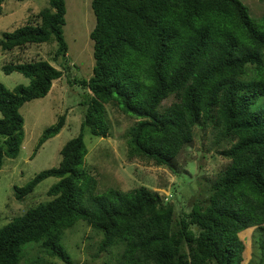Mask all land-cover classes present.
I'll list each match as a JSON object with an SVG mask.
<instances>
[{
    "label": "trees",
    "instance_id": "1",
    "mask_svg": "<svg viewBox=\"0 0 264 264\" xmlns=\"http://www.w3.org/2000/svg\"><path fill=\"white\" fill-rule=\"evenodd\" d=\"M48 3L0 35L4 52L55 42L51 59L1 66L29 83L10 90L0 82V169L5 157L15 158L21 149L19 108L45 96L66 68L59 62L68 48L65 0ZM91 8L92 74L71 81L88 89L79 102L80 132L61 147L56 166L13 187L19 199L42 180L57 178L46 192L49 200L0 225V264H20L35 248L72 264L62 236L78 221L101 233L100 250L122 247L116 264H241L240 232L255 226L264 235V14L257 24L241 0H92ZM110 103L135 120L124 133L127 159L176 175L175 160L193 140L194 128L210 126L215 141L225 144L218 153L228 162L206 196L195 191L188 211L181 207L177 216L175 201L144 185L96 193L97 181L84 168V133L107 136ZM64 123L61 114L45 128L35 152ZM256 243L263 252L261 236Z\"/></svg>",
    "mask_w": 264,
    "mask_h": 264
},
{
    "label": "rangeland",
    "instance_id": "2",
    "mask_svg": "<svg viewBox=\"0 0 264 264\" xmlns=\"http://www.w3.org/2000/svg\"><path fill=\"white\" fill-rule=\"evenodd\" d=\"M92 0H65V24L63 34L67 42V51L59 62L64 64L61 78L54 80L49 92L39 98L23 103L19 108L24 121V139L15 158L5 157L0 169V225L13 216L22 214L26 209L49 200L46 192L57 181L55 177L42 180L32 192L22 198H16L14 186L27 183L40 170L56 166L61 158V147L80 132L83 108L80 105L88 89L72 83L73 77H86L92 74L94 65L93 41L89 36L95 24L91 8ZM249 9L257 24L264 14V3L259 0H241ZM48 0H6L0 15V35L13 31L26 22L28 16L48 7ZM55 42L28 44L24 49L15 48L11 52L0 50V82L10 90L16 85H27L29 79L19 72L5 74L1 68L4 62L51 59ZM76 75V76H75ZM167 103V100L164 102ZM106 117L109 130L106 137L84 133L87 154L84 168L97 181L96 193H102L110 187L131 190L142 185L157 191L162 197L176 202L175 214H181V207L187 211L193 194L206 196L210 182L225 166L228 159L218 151L225 144L216 142L213 129L195 127L193 140L183 147L175 160L178 175L168 168L156 166L138 158L127 159L124 133L135 122L124 116L113 104L106 105ZM65 114V123L56 135L47 138L35 152L36 145L45 128L54 125L58 116ZM1 117V113H0ZM227 146V145H226ZM180 176V177H177ZM175 188V189H174ZM174 189V190H173ZM170 201V200H169ZM189 201V202H188ZM26 208V209H25ZM25 209V210H24ZM243 242V260L241 264H264V249L259 252L256 240L264 235L255 227H249L239 234ZM102 235L89 225L78 221L64 231L62 242L72 256V264H116L117 256L122 251L119 245L100 250ZM32 258L39 259V264H65L48 257L37 248L24 254L20 264H36Z\"/></svg>",
    "mask_w": 264,
    "mask_h": 264
}]
</instances>
